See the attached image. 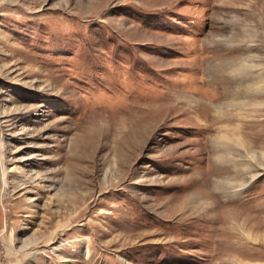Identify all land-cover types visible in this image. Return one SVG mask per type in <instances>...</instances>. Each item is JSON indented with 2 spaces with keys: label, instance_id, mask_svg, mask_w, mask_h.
Listing matches in <instances>:
<instances>
[{
  "label": "rangeland",
  "instance_id": "1",
  "mask_svg": "<svg viewBox=\"0 0 264 264\" xmlns=\"http://www.w3.org/2000/svg\"><path fill=\"white\" fill-rule=\"evenodd\" d=\"M0 264H264V0H0Z\"/></svg>",
  "mask_w": 264,
  "mask_h": 264
},
{
  "label": "bare ground",
  "instance_id": "2",
  "mask_svg": "<svg viewBox=\"0 0 264 264\" xmlns=\"http://www.w3.org/2000/svg\"><path fill=\"white\" fill-rule=\"evenodd\" d=\"M225 138H226V137H225V135H222V136H221V140H223V141H224V140H225Z\"/></svg>",
  "mask_w": 264,
  "mask_h": 264
}]
</instances>
